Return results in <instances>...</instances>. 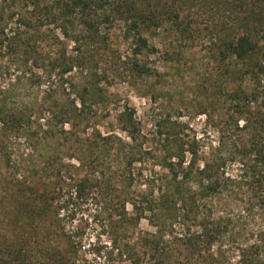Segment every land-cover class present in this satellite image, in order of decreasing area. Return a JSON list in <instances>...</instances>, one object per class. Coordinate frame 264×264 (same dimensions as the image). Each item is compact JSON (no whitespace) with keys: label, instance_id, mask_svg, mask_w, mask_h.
Listing matches in <instances>:
<instances>
[{"label":"trees","instance_id":"16d2710c","mask_svg":"<svg viewBox=\"0 0 264 264\" xmlns=\"http://www.w3.org/2000/svg\"><path fill=\"white\" fill-rule=\"evenodd\" d=\"M181 67L215 140L115 89ZM0 264H264V0H0Z\"/></svg>","mask_w":264,"mask_h":264},{"label":"rangeland","instance_id":"374dc122","mask_svg":"<svg viewBox=\"0 0 264 264\" xmlns=\"http://www.w3.org/2000/svg\"><path fill=\"white\" fill-rule=\"evenodd\" d=\"M202 18L204 21L208 16L204 14ZM187 46H191V44L187 43ZM162 62L160 56H154L153 64L160 65ZM195 63L192 65L195 66ZM187 72V69L183 67L180 70L173 68L167 73L164 72L156 76L152 80L155 90L147 96H137L127 84L118 80L114 82L117 84L115 89H118L124 97L130 98L131 104L137 109L138 117L142 120L146 131H153L157 121L172 115L179 121L186 123L191 133L198 134L207 143L216 139L214 124H210L207 117L199 113L200 107L189 97H186L191 82L186 76ZM211 110L215 114L218 113L217 110ZM95 209L96 203L90 198L81 205L78 215V217L83 215L84 221L90 223L89 232L93 234L98 230L91 220ZM140 227L144 230L153 229L146 219L141 221Z\"/></svg>","mask_w":264,"mask_h":264}]
</instances>
